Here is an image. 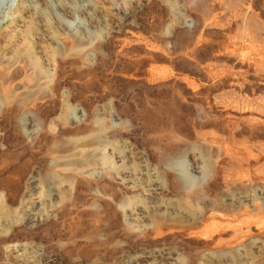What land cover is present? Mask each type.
Segmentation results:
<instances>
[{"label":"rangeland","instance_id":"rangeland-1","mask_svg":"<svg viewBox=\"0 0 264 264\" xmlns=\"http://www.w3.org/2000/svg\"><path fill=\"white\" fill-rule=\"evenodd\" d=\"M0 264H264V0H0Z\"/></svg>","mask_w":264,"mask_h":264},{"label":"bare ground","instance_id":"bare-ground-1","mask_svg":"<svg viewBox=\"0 0 264 264\" xmlns=\"http://www.w3.org/2000/svg\"><path fill=\"white\" fill-rule=\"evenodd\" d=\"M172 160H173V159H172ZM223 170H224V169H223ZM217 172H218V171H217ZM222 173H223V172H222ZM228 173H229V172H228ZM228 173H227V174H228ZM223 174H224V173H223ZM224 175H226V174H224ZM224 175H223V176H224ZM218 176H219V175H218ZM221 177H222V176H221ZM223 179H224V178H223ZM223 179H222V180H223ZM225 179H227V178H225ZM227 180H228V179H227ZM32 181H33V180H32ZM169 181H170V180H169ZM225 181H226V180H225ZM33 182H34V181H33ZM171 182H173V181H171ZM80 183H81V182H80ZM176 183H177V181H176ZM77 185H78V184H77ZM78 186H79V185H78ZM84 186H86V185H84ZM76 187H77V186H76ZM51 188H52V187H51ZM31 189H32V187H31ZM207 189H208V188H207ZM29 190H30V189H29ZM190 190H191V189H190ZM202 190H204V189H202ZM202 190H201V191L199 190L200 192H199V191H197V192H192V191H191V192H186L184 197H185L186 199H197V197H199V196H205L206 194L208 195V193H206V191H202ZM54 191H55V190H54ZM186 191H187V190H186ZM208 191H209V190H208ZM30 192H31V191H30ZM55 192H56V191H55ZM211 193H212V192H211ZM56 194H57V193H56ZM56 194H55V195H56ZM113 194H114V193H113ZM201 198H202V197H201ZM182 199H183V198H182ZM188 201H189V200H188ZM186 203H187V202H186ZM186 203H185V204H186ZM204 203H205V202H204ZM208 203H209V202H207V204H208ZM212 203H213V202H212ZM212 203H211V204H212ZM170 204H171V203H170ZM188 204H189V203H188ZM198 204H199V203H198ZM175 205H176V204H175ZM175 205H174V206H175ZM202 205H204V204H202ZM205 205H206V204H205ZM177 206H178V205H177ZM206 206H207V205H206ZM200 207H201V205H200ZM179 208H180V207H179ZM206 208H208V207H206ZM209 208H210V207H209ZM167 209H168V207H167ZM171 210H172V208H171ZM181 210H182V209H181ZM200 210H201V209H200ZM208 210H209V209H208ZM212 210H213V208H212ZM189 211H191V210H189ZM198 211H199V210H198ZM203 211H204V209H203ZM227 211H230V210L227 209ZM227 211H226V209L224 210V212L227 213V215H228L229 213H228ZM191 212H192V211H191ZM191 212H190L189 216L191 215ZM193 212H194V211H193ZM205 212H206V211H205ZM205 212H204V213H205ZM208 212H209V211H208ZM221 212H222V211H221ZM179 213H180V212H179ZM182 213H183V212H182ZM182 213H181V214H182ZM195 213H196V212H195ZM217 213H218V212H217ZM206 214H207V213H205V215H206ZM192 215H193V214H192ZM199 215H200V214H199ZM208 215H209V213H208ZM210 215H211V216H208V217L201 216V217H199L200 219H196V218H195L196 220H199V221L201 222V223L199 222V223L201 224V228L199 227L200 224L198 225V227H199L200 229H202L203 232H204V231H207V233H211V232H209V230H211V229H216V227H217L218 225L220 226V224L215 220V219H216V214L213 213V214H210ZM218 215H219V214H218ZM218 215H217V216H218ZM227 215H226V216H227ZM230 215H232V214H230ZM243 215H244V214H243ZM193 216L195 217V215H193ZM193 216H192V217H193ZM228 216H229V215H228ZM252 216H253V215H252ZM183 217H184V216H183ZM192 217H191V218H192ZM240 217H243V216H240ZM249 217H250V216H249ZM249 217L247 216L248 219H249ZM253 217H254V216H253ZM185 218H187V217H185ZM218 218H220V217H218ZM218 218H217V219H218ZM234 218H235V217H234ZM187 219H188V218H187ZM235 219H236V218H235ZM238 219H239V218H238ZM238 219H236V220H238ZM245 219H246V218H245ZM245 219H243V220H245ZM259 219H260V218H259ZM190 220H191V219H190ZM192 220H193V219H192ZM220 220H221V219H220ZM224 220H225V219H224ZM224 220H223V221H224ZM239 220H240V219H239ZM225 221H226V222H229L230 220H229V221H228V220H225ZM245 221H246V220H245ZM191 222H192V221H191ZM191 222H190V223H191ZM195 222H196V221H195ZM195 222H194V223H195ZM230 222H231V221H230ZM234 222H235V220H234ZM237 222H238V221H237ZM241 222H242V220H241ZM241 222L239 221L240 224H239V223H238V224L241 225ZM169 223H170V222H169ZM188 223H189V221H188ZM190 223H189V224H190ZM246 223L248 224V222H246ZM191 224H193V223H191ZM221 224H222V223H221ZM223 224H225V223H223ZM223 224H222V225H223ZM231 224H232V223H231ZM233 224H234V223H233ZM244 224H245V223H244ZM247 224H246V225H247ZM236 225H237V223H236ZM242 225H243V223H242ZM195 226H196V225H195ZM225 226H226V225H225ZM225 226H224V227H225ZM230 226H231V225H230ZM232 226L234 227V228H233V230H234V229H235V225H232ZM237 226H238V225H237ZM237 226H236V227H237ZM248 226H249V225H248ZM222 227H223V226H222ZM224 227H223V228H224ZM239 227H241V226H239ZM245 227H247V226H245ZM196 228H197V226H196ZM219 228L221 229V227H219ZM226 228H227V227H226ZM226 228H225V229H226ZM230 228H231V227H230ZM225 229H223V230H221V231H224ZM237 229H238V228H237ZM248 229H249V227H248ZM193 230L197 231L195 228L192 229V231H193ZM202 230H201V231H202ZM233 230H232V231H233ZM238 230H243V229H238ZM190 231H191V230H190ZM199 231H200V230H199ZM215 231H216V230H215ZM234 231H235V230H234ZM246 231H247V230H246ZM197 232H198V231H197ZM216 232H217V231H216ZM235 232H236V231H235ZM240 232H241V231H239V234H241ZM190 233H191V232H190ZM212 233H213V232H212ZM219 233H220V232H219ZM219 233H218V234H219ZM222 233H223V232H222ZM232 233L235 234L234 232H232ZM248 233H249V232H248ZM207 235L209 236V235H211V234H207ZM203 236H204V235H203ZM211 236H212V235H211ZM232 236H233V235H232ZM205 239H206V238H205ZM206 240H207V239H206ZM216 243H217V242H216ZM214 244H215V242H214ZM241 261H242V260H241Z\"/></svg>","mask_w":264,"mask_h":264}]
</instances>
